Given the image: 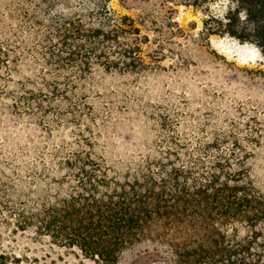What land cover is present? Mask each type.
I'll list each match as a JSON object with an SVG mask.
<instances>
[{
	"label": "trees",
	"instance_id": "1",
	"mask_svg": "<svg viewBox=\"0 0 264 264\" xmlns=\"http://www.w3.org/2000/svg\"><path fill=\"white\" fill-rule=\"evenodd\" d=\"M218 1H225L221 12L213 8ZM169 2L199 9L205 38L228 34L264 57V0H158L138 23L168 50L181 31ZM19 34L12 107L48 124L63 117L74 131L86 126L81 141L55 146L19 170L28 175L19 182L21 234L98 264H121L135 248L134 264H264V188L254 177L259 133L202 127L182 108L153 110L146 121L157 125L154 141L128 155L100 143L104 133L116 136L120 112L111 110L100 124L86 93L97 77L147 73L138 55L147 36L139 38L135 19L110 0H19ZM4 50L0 45V80L18 67L7 64Z\"/></svg>",
	"mask_w": 264,
	"mask_h": 264
},
{
	"label": "rangeland",
	"instance_id": "2",
	"mask_svg": "<svg viewBox=\"0 0 264 264\" xmlns=\"http://www.w3.org/2000/svg\"><path fill=\"white\" fill-rule=\"evenodd\" d=\"M124 2L110 0L115 10L135 19L140 28L139 38L147 36L146 41H138V55L147 64V73L139 77L112 74L87 82L96 83L86 94L98 107L100 124L107 123L109 117L105 114H110L111 110L121 115L115 124L116 136L104 133L100 143L108 141L120 145L128 155H133L137 146L154 141L151 131L157 125L146 121L147 112L182 108L185 113L200 117L202 127L207 125L225 131L238 128L259 133L254 177L264 188V57L260 50L228 34H210L205 38L200 34L204 14L193 6L175 2L169 5L172 19L181 31L171 36V41L178 44L168 50L157 43L161 38L155 39L151 29L138 23V18L156 7L158 0ZM224 4L225 1H218L213 8L221 12ZM22 38L19 0H0V45L8 54L7 64L18 65L15 71L4 73L0 80V194L4 197L0 205L5 212L0 217V254L3 255L0 264H98L75 257L64 249L50 248L47 242L31 241L19 232L16 221L19 182L28 181V175L19 170L22 166L32 168L48 158L55 146L81 141L79 132L83 133L86 128L83 121L79 131H74L59 116L57 119L61 121L50 125L40 114L31 116L27 111L20 113L12 107L19 92ZM38 62L41 63V59ZM127 119H131V124ZM95 131L92 127V134ZM186 141H191L190 137ZM136 253L137 248L128 250L121 264H134Z\"/></svg>",
	"mask_w": 264,
	"mask_h": 264
}]
</instances>
